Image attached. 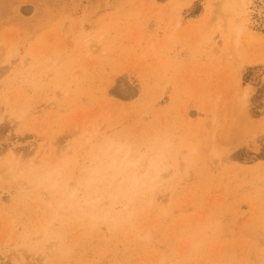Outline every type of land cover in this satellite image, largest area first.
Listing matches in <instances>:
<instances>
[{
	"label": "rangeland",
	"instance_id": "1",
	"mask_svg": "<svg viewBox=\"0 0 264 264\" xmlns=\"http://www.w3.org/2000/svg\"><path fill=\"white\" fill-rule=\"evenodd\" d=\"M263 5L0 0V264H264Z\"/></svg>",
	"mask_w": 264,
	"mask_h": 264
},
{
	"label": "bare ground",
	"instance_id": "2",
	"mask_svg": "<svg viewBox=\"0 0 264 264\" xmlns=\"http://www.w3.org/2000/svg\"><path fill=\"white\" fill-rule=\"evenodd\" d=\"M245 5V4H244ZM259 9H261L260 10V20L262 21V25H263V28H264V5L262 6V8H259ZM259 14V13H258ZM260 21V22H261ZM258 22V21H257ZM236 35V34H235ZM23 59V58H22ZM24 60L25 59H23V61L21 62V63H19L18 65H15V70H18L21 66L23 67L24 66V68H25V62H24ZM17 64V63H16ZM12 67V66H11ZM53 67V66H52ZM37 72V71H36ZM35 74V73H34ZM2 91V90H1ZM1 95V94H0ZM111 155L109 154V156L108 157H110ZM150 161H152V160H150ZM110 164V163H109ZM108 164V165H109ZM146 165V164H145ZM157 165H158V163H157ZM147 166V165H146ZM16 166H15V164H12L11 162H9L8 163V165H7V169H6V171H5V173L3 174V176H2V178H1V180L2 179H11L12 178V180L14 179L15 181L14 182H16V181H19V179H20V177L23 175L22 174V172H21V168L20 167H17V168H15ZM104 169H105V167H104ZM122 169V168H121ZM146 169V168H145ZM155 172H157V175H156V177H159L160 176V171L157 169V167L155 168ZM110 171H112V170H110ZM28 174H25L24 175V177L26 176V178L27 179H29L30 178V174H31V172H27ZM30 173V174H29ZM57 173V172H56ZM109 173V172H108ZM110 173H112V172H110ZM147 174H148V170H147ZM156 174V173H155ZM154 174V175H155ZM32 175V174H31ZM126 175V174H125ZM124 175V177H123V175H122V178H118L117 180H116V182L117 183H115V185L117 186V185H119L120 184V182H121V180H122V182H124V183H126V180H125V178L126 177H128L129 175H127V176H125ZM121 176V175H120ZM50 177H51V175L49 176V179H50ZM155 176H154V178H156ZM26 178H23V179H26ZM47 178V177H46ZM22 179V180H23ZM52 179V178H51ZM22 180H21V182L19 181V183H14L13 185L11 184V187H16L15 189L16 190H21V189H23V190H27V189H29V188H33V186L32 185H26V182L24 181V182H22ZM124 180V181H123ZM146 184V183H145ZM58 185V182L57 181H51V182H49V183H43L41 186H40V188H39V186H38V188L37 189H35V191L33 192V194L35 195V196H37L39 199H41V200H48L47 202L48 203H50L52 200L54 201V199H53V196H54V194H52L53 193V191H51V189L52 188H54V187H56ZM62 185V184H61ZM122 185V184H121ZM124 185V184H123ZM127 185V184H126ZM147 185V184H146ZM115 186V187H116ZM130 186H131V184H130ZM126 187H128V186H126ZM154 187V186H153ZM67 188V187H66ZM123 188V187H122ZM131 188H133V187H131ZM138 188V187H137ZM41 189H43V190H45L46 192H41ZM124 189V188H123ZM126 190L127 191H129L127 188H126ZM125 190V191H126ZM52 193H51V192ZM126 191V192H127ZM141 191H142V189H141ZM129 192H131V190L129 191ZM44 193H46V194H44ZM51 193V194H50ZM72 193H74V191L72 192ZM115 193H117V192H115ZM134 193V192H133ZM32 194V193H31ZM56 194V193H55ZM66 194V193H65ZM144 194V193H143ZM119 196V194L117 193V194H115V196ZM114 196V197H115ZM65 197V196H64ZM113 197V196H112ZM56 199V198H55ZM63 199H65V198H63ZM63 199H57V200H55V203H56V201L59 203V204H63V205H66L67 203H68V205H67V207H68V210L66 209L67 207H65V209L64 210H66V211H68L67 212V214H66V216H68V214H70L71 212L72 213H74L72 210L69 212V210L70 209H73L75 212H76V215H78V212L79 211H81V212H83L85 215H86V217L88 216L89 218H91V220L93 219V218H95L96 220L98 219L99 220V218H97V211L100 209L101 210V208H99V205L98 206H96L93 202H92V200H87V202H85V203H87V205L85 206V204L83 205V206H85L84 208H79V207H77L76 205H74L75 203H78V201L75 199V197H74V199H72V200H66L67 199V197H66V199L65 200H63ZM68 199H70L69 197H68ZM113 199V198H112ZM152 199V198H151ZM38 200V199H37ZM111 200V199H110ZM114 200H115V198H114ZM113 200V201H114ZM58 203H56V204H58ZM111 203H113V202H111ZM52 204V203H51ZM114 204V203H113ZM76 206V207H74V208H71L70 206ZM104 205H105V203H104ZM111 205V204H110ZM51 206V205H50ZM58 206V205H57ZM101 206V205H100ZM112 206V205H111ZM56 207V206H55ZM59 208L61 207V205H59L58 206ZM58 207H57V209H58ZM64 207V206H63ZM62 207V208H63ZM96 207H98V210H97V208ZM70 208V209H69ZM57 209H53V210H57ZM51 210V209H50ZM60 210H61V208H60ZM99 210V211H100ZM63 212V211H62ZM61 212V213H62ZM64 213V212H63ZM66 213V212H65ZM71 213V215H73ZM65 215V214H64ZM74 215H75V213H74ZM88 217H87V219H88ZM95 219H93L91 222H93ZM96 220H95V223H96ZM98 220H97V222H98Z\"/></svg>",
	"mask_w": 264,
	"mask_h": 264
},
{
	"label": "clouds",
	"instance_id": "3",
	"mask_svg": "<svg viewBox=\"0 0 264 264\" xmlns=\"http://www.w3.org/2000/svg\"><path fill=\"white\" fill-rule=\"evenodd\" d=\"M106 152L112 153L113 154V158L111 159V162L109 164V168L112 169L113 171L119 170L122 167H128V168H137L141 165L142 163V158H137V159H130V153H126L123 150V146L119 145V144H110L107 149ZM121 153H123L122 157H121ZM115 157H121L119 159L115 158ZM157 167V162L156 161H152L150 162V164L147 166L148 171H151L153 169H155ZM145 176H147V171L144 174ZM126 182H128L129 184H131L133 187L138 185L140 183L141 177L132 174L128 177L125 178ZM115 199H119V196H115Z\"/></svg>",
	"mask_w": 264,
	"mask_h": 264
}]
</instances>
